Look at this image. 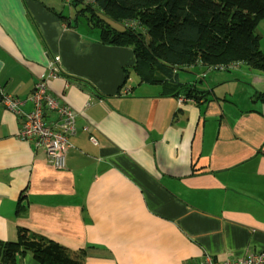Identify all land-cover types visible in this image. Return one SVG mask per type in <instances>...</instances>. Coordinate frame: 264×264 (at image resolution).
Listing matches in <instances>:
<instances>
[{
  "label": "crops",
  "instance_id": "obj_1",
  "mask_svg": "<svg viewBox=\"0 0 264 264\" xmlns=\"http://www.w3.org/2000/svg\"><path fill=\"white\" fill-rule=\"evenodd\" d=\"M71 1L0 0V241L24 229L81 264L264 252V72L185 67L177 81L193 100L141 83L132 49L102 44L64 13ZM39 80L76 115L65 170L20 141V117L1 106L8 95L29 111ZM16 264L37 263L26 253Z\"/></svg>",
  "mask_w": 264,
  "mask_h": 264
},
{
  "label": "trees",
  "instance_id": "obj_2",
  "mask_svg": "<svg viewBox=\"0 0 264 264\" xmlns=\"http://www.w3.org/2000/svg\"><path fill=\"white\" fill-rule=\"evenodd\" d=\"M71 6L76 19L98 30L102 44L132 49V69L141 83L182 89L187 99L193 100L197 91L178 83L176 71L185 67L200 65L208 71L243 63L264 72L254 33L264 20V0H72ZM100 14L125 28H114ZM17 234L16 242L0 241V264H16L26 253L37 264H81L54 241L24 229Z\"/></svg>",
  "mask_w": 264,
  "mask_h": 264
},
{
  "label": "built area",
  "instance_id": "obj_3",
  "mask_svg": "<svg viewBox=\"0 0 264 264\" xmlns=\"http://www.w3.org/2000/svg\"><path fill=\"white\" fill-rule=\"evenodd\" d=\"M58 60L59 57L55 56L50 63L52 76L59 72L56 67ZM235 66L237 64L216 66L210 70L221 71ZM28 101L31 109L24 112L22 100L8 95L1 96V106L21 119L16 137L20 141L31 144L35 149L41 150L50 167L55 170H65L66 154L73 147L71 138L76 134V115L67 105L48 93L44 80L34 84ZM182 101L178 99V103ZM46 112L55 115L50 123L46 122ZM198 264H264V252L249 254L240 260L218 261L205 256Z\"/></svg>",
  "mask_w": 264,
  "mask_h": 264
},
{
  "label": "rangeland",
  "instance_id": "obj_4",
  "mask_svg": "<svg viewBox=\"0 0 264 264\" xmlns=\"http://www.w3.org/2000/svg\"><path fill=\"white\" fill-rule=\"evenodd\" d=\"M70 11L71 14H75V10L73 7H68L65 6V11L64 13L67 15V12ZM73 16V15H72ZM100 16L105 19L108 23H110L114 28L118 29V30H122L123 28H125V25L122 22H118L115 21L111 18L106 17L105 15L100 14ZM80 20H84L82 17L79 18ZM95 32H97V29L95 30ZM255 34L259 35V48L260 51L262 52V54L264 55V20L261 21L258 26L256 27ZM180 76L183 78V76L185 75V72L183 71H179ZM189 76V75H188Z\"/></svg>",
  "mask_w": 264,
  "mask_h": 264
}]
</instances>
